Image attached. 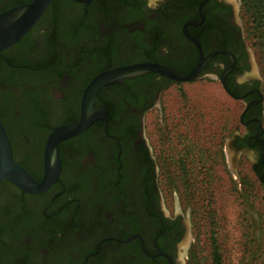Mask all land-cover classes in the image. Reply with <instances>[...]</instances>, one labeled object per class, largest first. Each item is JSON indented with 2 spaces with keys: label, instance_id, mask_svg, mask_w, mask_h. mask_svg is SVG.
<instances>
[{
  "label": "flooded vegetation",
  "instance_id": "1",
  "mask_svg": "<svg viewBox=\"0 0 264 264\" xmlns=\"http://www.w3.org/2000/svg\"><path fill=\"white\" fill-rule=\"evenodd\" d=\"M29 1L0 0V12ZM17 43L23 48L13 49ZM17 43L0 53V119L15 161L37 181L48 135L80 120L84 90L97 75L139 64L187 74L201 60L195 79L218 81L243 104L242 129L216 152L236 172L248 161L264 203V79L231 0H50ZM54 75L59 84L49 97L43 82ZM177 82L147 70L103 85L92 121L58 143L60 170L48 189L23 192L5 181L19 196L0 210V264H183L191 213L186 218L179 190L195 189L211 153L190 125L175 132L177 124L149 120ZM51 97L66 119L50 121Z\"/></svg>",
  "mask_w": 264,
  "mask_h": 264
},
{
  "label": "rangeland",
  "instance_id": "2",
  "mask_svg": "<svg viewBox=\"0 0 264 264\" xmlns=\"http://www.w3.org/2000/svg\"><path fill=\"white\" fill-rule=\"evenodd\" d=\"M231 1L235 20L249 47L256 57L260 53L263 55L262 60L258 61L263 70L264 0ZM19 43L12 48H23ZM78 52L79 48L75 54L78 55ZM74 58L78 59L77 56ZM27 78H32V75L28 74ZM58 78L54 75L52 82H43V85H47L43 88V94L50 97L54 87L59 84ZM262 91L264 96V84ZM160 102L161 112L149 118L152 125L160 122L164 125L177 124L180 128L175 132L183 131V126L190 125L192 132L195 129L200 134L199 137L211 153V160L207 162L210 167H206L200 183L196 179L195 189H191L189 193L179 190L186 218L191 213L183 264H264V203L260 198V188L250 172L247 160H243L237 173L235 162L226 161L225 157L220 158V153L216 152L217 146L223 145L233 128L242 129L239 121L242 102L226 95L218 81L207 79L177 82L162 93ZM49 103L52 106L51 122L62 121L69 116L66 111L57 109L55 97L49 98ZM6 123L15 146V154L22 160L17 131L7 118ZM155 136L156 133L152 136L153 140ZM17 196L19 194L12 185L5 181L0 184L2 213L12 201L14 204ZM70 197L73 196L68 198ZM43 202L41 199L42 204ZM41 203H37V211L41 209ZM72 230L76 232L78 229ZM91 259L90 257L89 261Z\"/></svg>",
  "mask_w": 264,
  "mask_h": 264
},
{
  "label": "water",
  "instance_id": "3",
  "mask_svg": "<svg viewBox=\"0 0 264 264\" xmlns=\"http://www.w3.org/2000/svg\"><path fill=\"white\" fill-rule=\"evenodd\" d=\"M49 2L50 0H31L0 12V53L17 43L29 32L42 16ZM201 65L200 60L197 66L187 74L175 73L171 69L158 64H139L103 71L97 75L84 90L80 120L54 127L48 135L44 151V174L39 181L34 179L22 165L15 161L11 142L0 119V184L3 181H8L21 191L29 193H40L48 189L51 183L58 179L60 170L58 143L82 132L92 121L95 117L92 103L97 90L103 85L147 70L158 71L179 81H190L198 77ZM95 81L97 82L96 87L90 96L86 97L90 85ZM184 244L185 249L187 241Z\"/></svg>",
  "mask_w": 264,
  "mask_h": 264
},
{
  "label": "bare ground",
  "instance_id": "4",
  "mask_svg": "<svg viewBox=\"0 0 264 264\" xmlns=\"http://www.w3.org/2000/svg\"><path fill=\"white\" fill-rule=\"evenodd\" d=\"M96 85H97V82L95 81V82H93L91 85H90V87H89V89H88V91H87V96L86 97H88V96H90V94L92 93V91L94 90V88L96 87ZM55 181V180H54ZM53 181V182H54ZM52 182V183H53ZM51 183V184H52ZM51 186V185H50Z\"/></svg>",
  "mask_w": 264,
  "mask_h": 264
},
{
  "label": "trees",
  "instance_id": "5",
  "mask_svg": "<svg viewBox=\"0 0 264 264\" xmlns=\"http://www.w3.org/2000/svg\"><path fill=\"white\" fill-rule=\"evenodd\" d=\"M262 56H263V55H262L261 53H260L259 56H257L259 62L262 60V59H261ZM261 72H262V76H263V79H264V68H263V70L261 69ZM263 84H264V82H263Z\"/></svg>",
  "mask_w": 264,
  "mask_h": 264
}]
</instances>
